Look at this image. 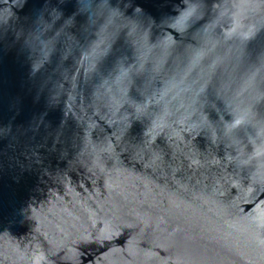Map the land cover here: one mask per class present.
<instances>
[{
    "label": "water",
    "instance_id": "water-1",
    "mask_svg": "<svg viewBox=\"0 0 264 264\" xmlns=\"http://www.w3.org/2000/svg\"><path fill=\"white\" fill-rule=\"evenodd\" d=\"M0 264H264V0H0Z\"/></svg>",
    "mask_w": 264,
    "mask_h": 264
}]
</instances>
